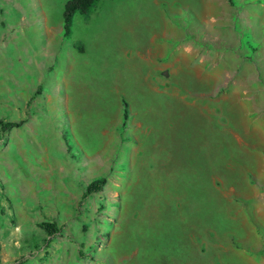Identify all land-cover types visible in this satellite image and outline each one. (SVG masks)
Masks as SVG:
<instances>
[{
  "label": "rangeland",
  "instance_id": "obj_1",
  "mask_svg": "<svg viewBox=\"0 0 264 264\" xmlns=\"http://www.w3.org/2000/svg\"><path fill=\"white\" fill-rule=\"evenodd\" d=\"M66 1L0 0V263L264 264V0Z\"/></svg>",
  "mask_w": 264,
  "mask_h": 264
},
{
  "label": "trees",
  "instance_id": "obj_2",
  "mask_svg": "<svg viewBox=\"0 0 264 264\" xmlns=\"http://www.w3.org/2000/svg\"><path fill=\"white\" fill-rule=\"evenodd\" d=\"M98 0H67L63 5V19L65 30L68 29L71 19L74 14H85L87 13L97 2ZM20 122H5L0 120V129L1 132H5L11 127L18 126ZM98 183H91L87 189L85 194H90L99 189ZM38 226L45 230L48 234L53 235L59 232V228L57 227L55 222L43 221L38 224ZM1 264V263H0Z\"/></svg>",
  "mask_w": 264,
  "mask_h": 264
}]
</instances>
